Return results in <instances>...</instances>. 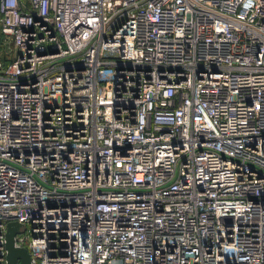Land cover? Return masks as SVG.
I'll list each match as a JSON object with an SVG mask.
<instances>
[{
  "label": "built area",
  "instance_id": "2783aa9c",
  "mask_svg": "<svg viewBox=\"0 0 264 264\" xmlns=\"http://www.w3.org/2000/svg\"><path fill=\"white\" fill-rule=\"evenodd\" d=\"M10 221L33 264H264V0H0V264Z\"/></svg>",
  "mask_w": 264,
  "mask_h": 264
},
{
  "label": "water",
  "instance_id": "95a60500",
  "mask_svg": "<svg viewBox=\"0 0 264 264\" xmlns=\"http://www.w3.org/2000/svg\"><path fill=\"white\" fill-rule=\"evenodd\" d=\"M24 226L18 221H10L6 231L7 264H33L28 247L16 245V235L22 232Z\"/></svg>",
  "mask_w": 264,
  "mask_h": 264
},
{
  "label": "rangeland",
  "instance_id": "374dc122",
  "mask_svg": "<svg viewBox=\"0 0 264 264\" xmlns=\"http://www.w3.org/2000/svg\"><path fill=\"white\" fill-rule=\"evenodd\" d=\"M6 48H7L8 50H11V47H10L8 44H6ZM7 54H8V57L12 55L11 52H8Z\"/></svg>",
  "mask_w": 264,
  "mask_h": 264
}]
</instances>
